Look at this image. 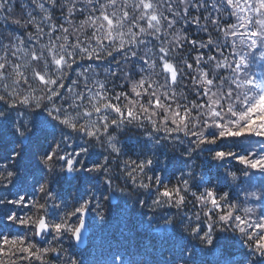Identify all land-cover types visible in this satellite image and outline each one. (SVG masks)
Returning <instances> with one entry per match:
<instances>
[{
	"label": "snow or ice",
	"instance_id": "snow-or-ice-1",
	"mask_svg": "<svg viewBox=\"0 0 264 264\" xmlns=\"http://www.w3.org/2000/svg\"><path fill=\"white\" fill-rule=\"evenodd\" d=\"M41 112L61 135L36 156L44 176L35 195L18 185L15 198H0V206L14 209L4 221L30 230L0 235V264H83L62 237L100 252V264H146L131 251L139 247L133 237L125 248L119 233L103 231L106 204L117 193L130 207L146 209L151 235L165 239V229H175L182 216V231L210 253L197 262L183 247L184 259L174 264H264V0H0V121H8L17 141L0 156V190L18 179L22 148L46 131L47 122L33 120ZM128 127L139 129L151 148L185 145L184 170L173 186L150 174L154 154L124 158L117 133ZM64 133L83 142L76 147ZM242 137L258 142L259 152L211 154L239 166L225 165L218 177L228 191L207 183L192 191V182L203 180L194 154ZM96 147L103 160L84 166ZM57 172L73 180L103 173L106 187L86 188L79 205L64 207L49 190ZM149 190L150 203L135 198ZM49 208L61 212L57 221L47 218ZM89 209L94 226L86 221ZM159 209L176 214L160 218ZM127 224L124 217V232ZM47 233V246L33 242ZM218 233L225 238L218 241Z\"/></svg>",
	"mask_w": 264,
	"mask_h": 264
},
{
	"label": "trees",
	"instance_id": "trees-1",
	"mask_svg": "<svg viewBox=\"0 0 264 264\" xmlns=\"http://www.w3.org/2000/svg\"><path fill=\"white\" fill-rule=\"evenodd\" d=\"M54 15L59 19L60 12L57 10ZM80 17L79 19H82ZM78 22V21H77ZM201 36L206 34L201 33ZM182 57H177L179 62ZM119 81H117V85ZM33 120L37 124L41 122H47L46 131H37L36 139L31 147H23L21 150V156L17 161V169L20 173L18 179L13 182V186L7 190H0V198L7 195L9 198H15L20 191L17 186H22L29 195H35V188L42 181L44 176V169L39 164L36 156L39 153L45 152L56 142V139L61 135L60 131H55L52 122L49 120L45 113L34 114ZM70 136L74 142V146L78 147L83 142V137L78 134L64 133ZM117 138L120 140V147L122 148L124 158H138L143 157L147 152L150 155H155V163L150 169V174L159 175L161 185L168 184L170 187L175 184L176 178L184 170L185 158L181 153L185 149L184 144H179L177 147H172L166 143L157 145L155 148H151L148 140L144 137L139 129L128 127L120 133H117ZM17 141L10 133V125L8 121H0V156L6 158L7 153L15 150ZM260 144L255 140L248 138L240 139H227L221 140L215 145L203 147L198 153L194 154L196 163L199 167L200 174L203 180H194L191 184L192 191H201L205 183L213 186L216 189H223L228 191L227 187L220 183L219 176H222L225 165L231 167H239L234 161H222L217 162L211 159V154L215 151H233L238 154H246L249 151L259 152ZM104 151L100 147L91 148L88 156L85 158L84 166L99 163L104 158ZM163 161V164H161ZM115 167V165H113ZM103 173L96 174H81L77 179H70L64 173H55L49 178V190L58 198L64 207L69 205H79L86 197V188H95L98 192L103 191L106 187L102 184ZM118 182L119 177H116ZM137 200L143 199L145 204L151 202L155 196V192L149 190L147 192L134 193ZM191 207V205H189ZM14 209L10 206H0V235L20 236L25 235L26 230L15 225L7 224L4 221V217L7 216ZM19 213L20 210L16 209ZM90 217L88 219V225H95V216L89 209ZM176 214L175 209H159L157 216L163 218L164 216H172ZM61 212L55 208H49L47 212V218L50 221H57ZM107 220L103 226V231L119 233L118 239L121 246L128 248V238L133 237V242L138 244L139 247H132L131 251L134 255L143 257L146 264H174L177 259H184L183 247L191 248L194 252L193 259L197 262L201 258H210V253L207 250H202L199 245L193 241L187 233L182 231L180 225V219L177 220V227L175 229L168 227L165 229V233H170L165 239L161 240L157 236L151 235L155 230L143 224L144 218L147 215L146 209H136L130 207L127 197H122L118 193L115 194L106 204ZM124 217L128 218L127 228L128 231L124 232L121 228V222ZM143 227L142 232H137V226ZM224 233L217 234V240H223L225 238ZM231 235V234H227ZM31 236V233H29ZM236 240L238 238L232 237ZM52 240V234L44 235L39 241L37 238L33 239V242L39 247H45L49 241ZM60 243L68 250L70 254H79L83 259V264H100L99 256L100 252L93 251L91 254L85 248L80 250L75 247L74 243L66 238L62 237ZM239 247V245H237ZM108 252H103V255H108ZM167 254L172 255V260L165 259ZM91 255V259L89 258ZM50 259H55L50 257Z\"/></svg>",
	"mask_w": 264,
	"mask_h": 264
},
{
	"label": "water",
	"instance_id": "water-1",
	"mask_svg": "<svg viewBox=\"0 0 264 264\" xmlns=\"http://www.w3.org/2000/svg\"><path fill=\"white\" fill-rule=\"evenodd\" d=\"M89 217H90V212H89V210H88L87 215H86V221H87V224H88V219H89ZM48 234H49V233L44 234V235H48ZM44 235H42V237L37 238V239L40 241V240L43 238ZM84 235H85V237H87V235H88V230H87V228H86V230H85ZM74 245H75L76 248H78V249H80V250L85 249V245H84L83 243L78 244V245L74 244Z\"/></svg>",
	"mask_w": 264,
	"mask_h": 264
}]
</instances>
